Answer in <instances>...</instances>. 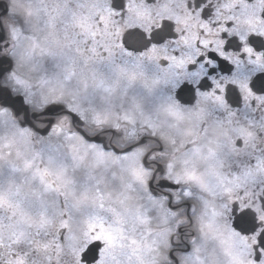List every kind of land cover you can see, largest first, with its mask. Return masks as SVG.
<instances>
[{
    "label": "snow or ice",
    "instance_id": "snow-or-ice-1",
    "mask_svg": "<svg viewBox=\"0 0 264 264\" xmlns=\"http://www.w3.org/2000/svg\"><path fill=\"white\" fill-rule=\"evenodd\" d=\"M230 2L107 0L102 7L111 17L110 43L93 48L91 40L78 36L75 48L84 58L71 72L53 63L51 71L33 67L35 75H29L17 49L20 35L32 38L31 29L0 0V264H160L162 246L155 245L146 257L137 256L135 249L132 254H117L98 233L115 225L127 234L129 244L153 239L164 227L153 215L151 203L156 198L167 201L173 217L181 214L190 220L197 214L193 193L182 181L169 178L175 166L161 162L167 149L154 131L144 130L149 125L136 119L138 111L151 114L165 104L195 108L206 96L214 113H234L264 137V69L252 67L264 61V0H235L226 7ZM33 4L34 0H23L26 9ZM245 6L253 9L260 26L242 32L238 20ZM138 8L149 14V20H135ZM217 9L223 18L216 19ZM180 15L222 27L215 37L222 41L220 48L214 41L205 44L198 39L195 54L186 58L188 29ZM95 19L102 28L101 16ZM9 24L16 25L11 32ZM201 35L208 34L201 29ZM146 65L156 69L151 77ZM98 66H107L113 78L99 77ZM77 72L88 74L78 81ZM218 72L228 78L220 81L222 87L217 84ZM137 82L142 97L132 92ZM57 85L70 90V103L41 99ZM130 93L127 104L104 102L105 97ZM57 94L63 97L64 91ZM18 133L27 134L26 143L17 141ZM236 143L243 147L245 140L241 137ZM145 146L151 151L144 152ZM135 154L149 173L144 185L129 184L150 217L139 228L118 211L110 187L117 182L119 165ZM258 158L259 154L250 157L252 162ZM251 201L242 207L239 199L233 200L224 204V211L234 233L245 242L248 264H264V220L259 217L264 211V180L256 183ZM171 228L163 264L185 260L212 264L214 242L197 246L200 238L190 231L188 221H173ZM126 246L121 243L122 249ZM217 255L231 264L222 252Z\"/></svg>",
    "mask_w": 264,
    "mask_h": 264
},
{
    "label": "flooded vegetation",
    "instance_id": "flooded-vegetation-1",
    "mask_svg": "<svg viewBox=\"0 0 264 264\" xmlns=\"http://www.w3.org/2000/svg\"><path fill=\"white\" fill-rule=\"evenodd\" d=\"M21 1L23 2V0ZM212 2L214 3L215 0H212ZM234 2L235 0H231L226 7H231ZM5 3L12 11L7 0H5ZM105 3H107V0H62V2H57V0H34L33 6L29 9V25L33 31L31 32V39L36 55H40L39 52H42L41 56L46 59L47 52H50L53 47L54 51L62 55L63 64L72 71L74 65L84 58L75 48L78 36L91 40L93 42L91 47L93 48L100 43H110L114 37L111 35V17L102 7ZM217 12L216 19L223 18L224 14L220 9H217ZM13 14L18 15L17 13ZM97 15H100L104 21L102 28L97 26L95 19ZM178 18L182 25L188 29V34L184 40L186 45L184 55L186 58H191L195 54L198 39L205 44L214 41V46L220 48L222 41L215 37L222 30V27L214 28L208 22L191 16L180 15ZM135 20L147 21L149 20V14L144 9L138 8L135 10ZM259 26L260 23L254 15L253 9L245 6L241 11V18L238 20L239 30L244 32L249 27ZM15 27V24H9V31L11 32ZM201 29L208 35H201ZM38 33L39 36H44V43L39 40ZM20 37L21 35L18 40V48ZM230 55L233 59H236L238 54L233 52ZM44 61L46 62V60ZM46 64L52 66L50 62ZM252 67L253 70L264 69V61L254 64ZM225 68H227V65H225ZM145 70L149 77L156 72L154 65H146ZM105 71L109 72L107 79H112L113 76L107 66H98L97 75L105 77ZM80 73L77 72L78 76ZM87 74V72H84L82 79ZM217 76L219 77L217 84L222 87L220 81L228 78L221 77L219 72ZM133 90L137 96L142 97L143 88L139 82ZM150 115L154 117L157 127L160 129L154 130L149 123L143 122L142 124L149 125L144 130L154 131L156 136L159 137V141L165 145L167 151L161 162L171 161L175 166L174 169L170 170L169 178L178 179L188 186L187 190L191 191L195 197L192 203L195 204L197 209V214L189 220L188 216L181 214L173 217L168 212L166 200L156 198L152 201L153 215L158 217L160 222L164 224V227L156 231L158 232L156 238L161 240L152 243L154 246H162L159 253L160 264H163L165 255L163 248L167 247L168 234L173 230L171 228L173 221H188L190 231L196 233L200 238L197 246L212 241L217 242V249L212 256V264H224V261L217 255V251L223 253V250L219 240L215 237V232L221 230L234 236L239 242L237 255L232 253L229 244L224 246L226 249L223 253L224 258L230 260L231 264H248L246 248L243 247L245 242L240 240L234 233L229 213L224 211V204L228 203L230 205L231 201L236 199L240 200L242 207H248L251 204L256 183L264 180V154H260L264 150V137H259L255 129L250 128L234 113L223 111L214 113L209 98L206 96L200 97L198 107L175 108L165 104ZM241 137L245 140V144L243 147H238L236 142ZM143 151L148 152L151 149L145 146ZM258 154L259 158L252 162L250 157ZM129 158H134L140 167V176H136V184L144 185L149 173L140 166L141 156L135 154ZM124 169L129 171L128 166L124 165ZM157 175L160 178V174ZM129 178L131 179L130 176ZM129 184L130 182H127L125 177L122 184L110 186L115 195L118 211L131 224L147 225L150 222V217L145 214L138 194L129 189ZM241 192H243V195H240ZM129 193L136 202L131 204L129 211L125 213L124 206L128 203H124V199ZM118 197L122 198L123 207H121V203H117ZM245 200L248 203H244ZM9 203L10 201L5 199V206H8ZM253 207L258 208L259 206L253 205ZM133 212L134 217L131 215ZM209 217L213 218L211 222ZM259 217L264 220V211L259 212ZM132 218L134 221H132ZM151 222L155 223L154 220ZM98 235H103L108 239L113 248L115 247L113 245L114 240L118 237H121L122 242H127V234L119 231V226L115 225L111 229H102ZM153 251L154 249L151 250V254ZM189 261L185 260L183 264H191Z\"/></svg>",
    "mask_w": 264,
    "mask_h": 264
},
{
    "label": "rangeland",
    "instance_id": "rangeland-1",
    "mask_svg": "<svg viewBox=\"0 0 264 264\" xmlns=\"http://www.w3.org/2000/svg\"><path fill=\"white\" fill-rule=\"evenodd\" d=\"M7 1L9 3L11 10H12L11 12L17 13L19 16L24 17L23 18L24 21L26 22L28 28H30V25H29V9L30 8L26 9L25 7H23V2L21 0H7ZM31 32H33L32 29H31ZM38 37H39V40L44 43V41H45L44 36H39V33H38ZM39 53H40V55H36L32 39L31 38L25 39L24 36L21 35L19 48H18V60L23 65H25L24 70L29 75H35V73H33V71H32L33 67H35L37 70H42L43 68H48L50 70L51 66L46 64L48 62H50L52 64L53 63H60L61 65H63V67L66 71H69V72L71 71V69L69 70V68L63 64L62 55L59 54L58 52L54 51L53 47L51 48L50 52H47L46 59H43V57L41 56V54H43L42 52H39ZM44 60H46V62ZM108 74H109V72L105 71L104 72L105 77H102V76L101 77L104 79H107ZM82 77H83V73H80L79 76H78V74L76 75V79L78 81L82 80ZM61 90L64 91L63 97H60L57 94ZM132 92L135 93L134 90H132ZM131 95H132V93L129 94V97H124V96H119V95L115 98L105 97L104 102L105 103H111L115 100V101H118L120 103L127 104L130 102ZM70 96H71L70 90L63 89L61 85H57L55 87H50L44 93V95L41 99L42 100H52V99H61L62 98L66 102L70 103L71 102ZM136 119L139 120L141 123H143V122L149 123L150 127L153 128L154 130L160 129L157 127V123H156L154 117H152L150 114H147V113L141 114L138 111ZM16 138H17V141L21 144L26 143L28 140L27 134H22V133H18ZM124 165L128 166L129 171H125ZM119 167H120L121 171L118 173L117 182L112 184V185L122 184L125 181V177H126L127 182L137 183L136 176L137 177L140 176V167L134 158H129V160L126 163H121L119 165ZM129 176L131 177V179L129 178ZM112 185H110V186H112ZM134 202H136V200L129 193V195L124 199V203H128L127 205L124 206L125 207L124 208L125 213H127L129 211L131 204H133ZM117 203H121V207H123L122 198L118 197ZM131 215H132V217H134V212ZM132 221H134L133 218H132ZM132 225H134L136 228H139L141 226L140 224H138V225L132 224ZM157 233L158 232H156V234ZM215 237L219 240L220 245L222 246L223 253L226 250L224 248V246L226 244H229L230 249L232 250V253L237 255L239 242L234 236H231L228 233H226L225 231L221 230V231L215 232ZM156 240H161V239L156 238V235H155V237L151 240L136 239L134 244H129L128 241L125 243V241H123V243L126 244L127 246L122 249L121 248L122 239H121V237H119V238H116L114 240L113 245L115 247L113 248V251L115 250L114 253H117V254H120V253L132 254V250L135 249L137 256L146 257V256L150 255L151 250L154 249V245L152 243H155ZM212 242L215 243L216 249H217V242L216 241H212ZM212 242H210V243H212ZM216 249H214V251ZM189 263H191V261H189Z\"/></svg>",
    "mask_w": 264,
    "mask_h": 264
},
{
    "label": "water",
    "instance_id": "water-1",
    "mask_svg": "<svg viewBox=\"0 0 264 264\" xmlns=\"http://www.w3.org/2000/svg\"><path fill=\"white\" fill-rule=\"evenodd\" d=\"M5 6L8 7V5L5 3Z\"/></svg>",
    "mask_w": 264,
    "mask_h": 264
}]
</instances>
